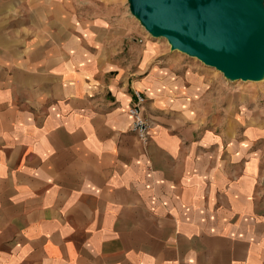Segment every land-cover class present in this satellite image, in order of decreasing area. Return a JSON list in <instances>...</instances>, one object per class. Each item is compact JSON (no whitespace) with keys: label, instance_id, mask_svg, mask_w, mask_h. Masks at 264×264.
<instances>
[{"label":"crops","instance_id":"crops-1","mask_svg":"<svg viewBox=\"0 0 264 264\" xmlns=\"http://www.w3.org/2000/svg\"><path fill=\"white\" fill-rule=\"evenodd\" d=\"M210 87L126 0H0V264H264L259 92Z\"/></svg>","mask_w":264,"mask_h":264},{"label":"water","instance_id":"water-1","mask_svg":"<svg viewBox=\"0 0 264 264\" xmlns=\"http://www.w3.org/2000/svg\"><path fill=\"white\" fill-rule=\"evenodd\" d=\"M155 37L223 71L233 80L264 76V10L260 0H129Z\"/></svg>","mask_w":264,"mask_h":264},{"label":"rangeland","instance_id":"rangeland-1","mask_svg":"<svg viewBox=\"0 0 264 264\" xmlns=\"http://www.w3.org/2000/svg\"><path fill=\"white\" fill-rule=\"evenodd\" d=\"M126 1L130 9V2L129 0H126ZM260 3H261V7L264 10V0H260ZM135 19L137 18L135 17ZM139 23L143 27V29H145V31L147 32L148 36L151 39L166 43V45L171 49L172 52L181 54L187 64L192 65V67L198 73L205 76L207 83L210 84L211 86L210 88L213 89L214 91L219 89V86H224L230 93L239 92V91L242 93H250L252 91H255V92L258 91L259 98H257V102H254V103L257 104V107L262 109V112H263L262 121L264 122V76L260 80H242V79L233 80L229 78L223 71L217 68L208 66L199 58L190 56L177 49H173L171 43L166 38L153 36V34H151L149 31L146 30L145 26L140 21ZM254 103L252 104V106L254 105Z\"/></svg>","mask_w":264,"mask_h":264},{"label":"built area","instance_id":"built-area-1","mask_svg":"<svg viewBox=\"0 0 264 264\" xmlns=\"http://www.w3.org/2000/svg\"><path fill=\"white\" fill-rule=\"evenodd\" d=\"M137 103L129 110L132 116V129L143 142L150 138L151 124L143 115L144 97L137 94Z\"/></svg>","mask_w":264,"mask_h":264}]
</instances>
